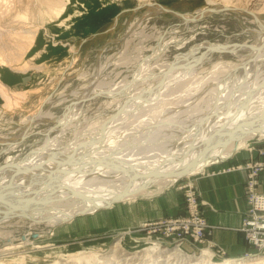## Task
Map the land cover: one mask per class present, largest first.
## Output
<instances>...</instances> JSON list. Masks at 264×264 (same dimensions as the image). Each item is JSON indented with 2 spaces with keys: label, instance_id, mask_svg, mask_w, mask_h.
Returning a JSON list of instances; mask_svg holds the SVG:
<instances>
[{
  "label": "rangeland",
  "instance_id": "1",
  "mask_svg": "<svg viewBox=\"0 0 264 264\" xmlns=\"http://www.w3.org/2000/svg\"><path fill=\"white\" fill-rule=\"evenodd\" d=\"M214 2L218 4L208 5L206 0H0V82L6 87V90L0 88L3 91H0V167L7 157H13L15 162L42 142L49 143L50 152H56L71 146L76 135L75 141L88 138L87 134L93 135L96 125L117 111L124 98L138 90V85L131 88L130 82L141 83L140 78L144 77L152 80L160 73V63L188 52L193 45L203 41L252 44L261 36L264 13L259 20L252 14L264 10V0ZM223 4H227V9L217 8ZM232 4L237 7L229 8ZM204 7L212 9L204 12ZM203 51L200 49L196 54L198 59L193 72L173 83L166 97L152 100L123 121L125 127H135L174 112L169 123L144 125V130L161 127L152 135L141 131L143 141L138 143L142 145L135 150L138 156L147 155L141 152L145 147L159 145L165 150L177 144L183 127L211 105L215 95L210 88L236 74L234 71L241 67L247 54L245 51L238 54L216 51L201 59ZM144 63L146 65H142ZM140 68L142 73L145 71L144 75L138 74ZM261 69H264V61ZM100 82L104 90L121 86L128 90L117 97L107 94L108 91L81 96ZM13 93L18 99L24 98L19 105L9 107L6 94ZM32 113L35 117L31 118ZM59 118L65 119L57 122ZM240 151H246L247 157L233 168L247 172L244 183L247 211L246 182L251 166H264V132L253 133L243 147L218 158ZM196 171L161 189L153 184L149 191L176 186L182 192L184 209L175 216H181L185 214L186 190L193 188L206 220L197 190L187 180ZM263 173L264 167L257 175L255 189L259 193H264L258 189ZM156 193L141 195L139 199H150ZM114 204L112 208L100 207L79 213L53 225L44 219L36 222L26 216L1 221L0 264H100L94 261L95 257L112 255V264L131 260L133 264H165L159 260V255L161 258L174 256L172 264H246L264 257V248L249 243L240 230L241 225L239 230L246 249L241 255L231 257L223 247L207 242L208 226L203 241H194L183 229L170 232L165 226L155 225L169 216L141 224L121 223L117 221V202ZM116 241L120 245L113 251ZM128 256L132 257L128 259ZM87 258L91 260H85Z\"/></svg>",
  "mask_w": 264,
  "mask_h": 264
},
{
  "label": "bare ground",
  "instance_id": "2",
  "mask_svg": "<svg viewBox=\"0 0 264 264\" xmlns=\"http://www.w3.org/2000/svg\"><path fill=\"white\" fill-rule=\"evenodd\" d=\"M206 4L218 3H215L214 0H206ZM226 7L227 4H223L217 8L224 9ZM236 7L237 6L233 4L229 6V8L233 9ZM211 9V7L203 8L204 12H209ZM203 10H201V13ZM263 13L264 10L253 12L252 16L259 20V16ZM189 17L190 16H184L186 19ZM260 26L261 36L254 43L248 45L242 44L243 46H232L227 44L228 47L226 51H230L232 54H238L239 51H245V53H247L245 60L241 63L242 65L246 62L245 67L244 69L242 67L238 68L234 71L237 72L236 74H232L226 79L219 81V84L212 89L210 88L211 92L215 95L210 102L211 105L209 104L204 112H200L198 115L191 118L187 126L185 125V127H183L179 133L181 134L180 141L177 142V144H175L176 142L170 146H168V144V148L166 147L167 149L165 150L163 148L164 146L162 147L159 145V147L157 146L156 148L153 146L145 147L141 152H145L147 155L141 153V156H138V154L135 153L137 147L142 145L138 143L143 141L140 139L141 131L143 134L147 132L152 135L153 132H156L161 127V125H159L160 127H148L144 130L142 129L145 128L144 125L158 124L160 121L169 123V118L173 117L171 114L174 112H169L167 115H163L157 120H146V124H138L135 127H125L123 121H125L129 115H133L141 108L145 107L152 100L166 97L167 91L173 83L175 84V82H178L183 77L185 78V76L187 77V75H190L195 69L198 59L196 54L200 49L205 50L212 47H219L221 44L211 43L209 41L199 42L193 45L188 52L179 53L175 56V59L160 63V73L153 77L152 80H148L147 77H144L140 78L143 79L141 83L137 84V82L134 81L130 82V87L134 88L135 85L136 87L138 85V90L127 97L125 96L126 98L119 103L117 111L107 116L99 125L97 124L98 126L96 125L94 128V136L87 134L88 138H79L75 141L76 135L75 140H72L73 143L71 146L69 145L70 147H65L66 145H63L65 149L62 148L56 152H50L48 150L49 143L44 142L43 144L42 142V145L35 146V148L26 152L22 158L15 162L12 161L13 157H7L4 162L5 164L0 167V210L7 211V214L0 213V222L10 219L12 215L23 213L28 214L34 221L44 219L48 224L50 223V225H53L69 220L79 213L94 211L100 207H111L115 205V202L132 200L141 195L146 196L151 192H160L161 190L159 189L176 180L178 176L145 177L142 179H135L130 184L131 177L136 173L140 174L156 169L160 171H171L182 167L193 159L195 155L200 154L201 156V153L203 154L205 150L204 147L210 134L221 125L226 126V128L212 140L208 148V151L210 150V157L204 162L190 167L186 173L199 170L202 165L214 161L218 157L229 155L233 149L243 147L245 140L252 137L253 133L259 131L264 132V128L259 130L254 129L261 125L264 126V69H261V62L264 61V22H261ZM218 52H220V50ZM251 60L253 62H250ZM146 63L142 65H146ZM141 68L138 74L142 73ZM143 68L145 69V67ZM144 72L142 73L143 75ZM135 77L138 78L136 75ZM139 77H141V74ZM101 82L96 84L94 88L91 87L88 92H84L81 96L85 97L92 93L108 91L107 94L117 97L119 93H124V91L128 90L124 89L122 86L117 89L104 90L105 86ZM261 83H263L262 87L254 92L252 89H255ZM0 88L6 90V87L1 82ZM1 89L0 91H2ZM6 95L9 96V98H6L8 101L6 105L9 107L11 105H19L24 98L22 97V100L16 98L17 94L15 93ZM212 102H214V104ZM240 104L241 106H246L244 108H238L237 105ZM255 106L260 107H258V110L254 111L252 109ZM215 111H219L221 114L211 115L201 123L198 127L199 131H197L196 126L198 121L203 116L210 115ZM32 116L35 117L34 114L29 117L32 118ZM71 117L72 116H70V119ZM109 117H111V119L104 128L101 129V124L109 119ZM64 119L59 118L57 122H61ZM247 128H252L254 131L235 133L241 132ZM88 130L90 129L88 128ZM147 140L151 141L149 139ZM88 141L94 143L81 146L82 143ZM8 143H10V141ZM73 151H76L75 154H71ZM69 154L71 155L67 157ZM67 158H71L67 164L61 165L60 167L57 166V161L66 160ZM72 168H74L73 171H71ZM153 184L157 185L159 189L149 191L150 186ZM121 191L125 192L123 197L101 206L100 203H102L103 200L107 201L108 199L115 198ZM27 199L31 200V202L24 205L22 201ZM5 215H8V218H2ZM118 245H120L119 241H116L114 247H112L114 248L113 251H117ZM132 256H128V259ZM91 259L93 258L91 257ZM91 259L87 258L85 260ZM113 259L112 255L102 258L95 257L94 261L100 264H112ZM174 259V256L171 258H169V256L161 258V255H159V260L161 262L165 261V264H172L171 260ZM129 262L130 263L125 262V264L134 263L133 260ZM263 263L264 257L257 258V261L246 262V264ZM187 264L196 263L190 262Z\"/></svg>",
  "mask_w": 264,
  "mask_h": 264
},
{
  "label": "crops",
  "instance_id": "3",
  "mask_svg": "<svg viewBox=\"0 0 264 264\" xmlns=\"http://www.w3.org/2000/svg\"><path fill=\"white\" fill-rule=\"evenodd\" d=\"M258 107L260 106H255L252 110L256 111ZM247 154L246 151H240L211 161L187 177L201 201L203 215L209 227L207 242L223 247L231 257L241 255L246 249L239 227L247 208L244 196L247 172L233 167L246 158ZM260 181L258 189L264 191V173ZM118 203L117 221L121 223L129 221L141 224L147 220L175 216L184 209L182 192L176 186L160 191L150 199L142 200L137 197L128 203Z\"/></svg>",
  "mask_w": 264,
  "mask_h": 264
},
{
  "label": "built area",
  "instance_id": "4",
  "mask_svg": "<svg viewBox=\"0 0 264 264\" xmlns=\"http://www.w3.org/2000/svg\"><path fill=\"white\" fill-rule=\"evenodd\" d=\"M263 167L261 165L257 166L256 164L251 166L246 182L248 209L242 219L240 227L246 240L256 248H264V193H259L255 189L258 182L257 175ZM155 225L159 227L165 226L166 230L170 232L171 230L183 229L184 233L194 241H203L208 225L201 215L199 202H197V196L193 188L186 190V208L184 215L163 218L156 222Z\"/></svg>",
  "mask_w": 264,
  "mask_h": 264
},
{
  "label": "water",
  "instance_id": "5",
  "mask_svg": "<svg viewBox=\"0 0 264 264\" xmlns=\"http://www.w3.org/2000/svg\"><path fill=\"white\" fill-rule=\"evenodd\" d=\"M218 44H221L219 47H212V48H210V49H205L203 52H204V56H202L201 57V59H203L207 54H210V53H213V52H216V51H226L227 50V47H228V45L227 44H223V43H218ZM229 45H232V46H243L242 45V43H231V44H229ZM245 45V44H244ZM248 45V44H247ZM245 63L246 62H244L242 65H241V67L244 69V67H245ZM168 71V70H167ZM245 77V76H244ZM262 85H263V83H261L260 85H258L255 89H252V90H254V92L255 91H258L261 87H262ZM251 90V91H252ZM251 93V92H250ZM238 106V108H244L245 106H241V104L240 105H237ZM237 108V109H238ZM216 112H218V113H216ZM216 113V114H215ZM219 115V114H221V113H219V111H215L214 113H211L210 115H205V116H203L199 121H198V123H197V126H196V128H197V131H199V126L201 125V123L204 121V120H206L207 118H209L211 115ZM111 119V117H109V119H107L106 121H104L102 124H101V129H103L104 128V126L107 124V122L109 121ZM262 126V125H261ZM257 127V128H254L255 130H259V129H262V128H264V126H262V127ZM226 128V126H224V125H221V126H219V127H217L211 134H210V137H209V139H208V141H207V143H206V145H205V150H204V152H203V154L201 153V156H200V154H197V155H195V157H193V159H191L190 161H188L185 165H183L182 167H179V168H177V169H175V170H171V171H160V170H151V171H148V172H145V173H140V174H138V173H136V174H133V176L131 177V180H130V184L136 179H142V178H145V177H151V178H155V177H169V176H178V178L179 177H181V176H183V175H185V174H187L186 173V171L190 168V167H193V166H195V165H197V164H199V163H202V162H204L205 160H207L209 157H210V150L208 151V148L210 147V144H211V142H212V140L214 139V137H216V136H218L224 129ZM254 129H252V128H247V129H244V130H242L241 132H235V133H247V132H249V131H254ZM93 141V140H92ZM92 141H88V142H85V143H82L81 144V146H85V145H91L92 143H94V142H92ZM75 152L76 151H73L71 154H75ZM71 154H69L67 157H69ZM69 159H71V158H67L66 160H61V161H57L56 163H57V166H61V165H64V164H67L68 163V161H69ZM74 170V168H72L71 169V171H73ZM192 172V171H191ZM190 173V172H189ZM129 184V185H130ZM125 195V192H123V191H121V192H119L118 194H117V196L115 197V198H112V199H108L107 201L106 200H103V202L102 203H100L101 204V206H103V205H105V204H107V203H110V202H112V201H116V199H120L121 197H123ZM31 202V200H29V199H27V200H23L22 201V203L24 204V205H27V204H29ZM7 211H4V210H0V213H4V214H7L6 213ZM6 216V215H5ZM5 216H3L2 218H8V215L5 217ZM16 216H26V217H29L28 216V214H23V213H19V214H15V215H12V217H16ZM11 217V218H12Z\"/></svg>",
  "mask_w": 264,
  "mask_h": 264
}]
</instances>
